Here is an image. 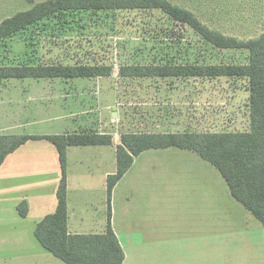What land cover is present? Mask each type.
<instances>
[{"label": "rangeland", "instance_id": "374dc122", "mask_svg": "<svg viewBox=\"0 0 264 264\" xmlns=\"http://www.w3.org/2000/svg\"><path fill=\"white\" fill-rule=\"evenodd\" d=\"M173 1L186 3L197 12L205 14L204 20H201L203 23L227 35L245 39L264 32V16L260 14L263 0ZM32 5L28 0H0V22L18 11L31 8ZM248 54L247 50L213 47L190 26L171 20L160 9L95 14L81 12L66 18L52 17L38 21L0 42L1 65H36L50 62L112 65L113 73L110 77L69 80L70 83L74 82L69 85V91L76 94L75 101L69 103L81 105V109L85 108L86 114L90 116L107 107L108 116L115 115L117 135L138 131L248 129L249 93L247 83L243 80L193 77L125 78L120 75L121 65L160 63L162 60L166 62L169 56L177 61L187 62L197 60L206 63H244L248 60ZM28 80L35 81L34 78L0 79V82H12L7 84L8 87L0 83V129L3 128L5 133L59 129L50 128L52 123H30L32 116L29 111L27 115L23 108L18 116L21 99L28 102L30 97L35 99L31 94H36L38 103L46 93L42 95L43 88L37 85L27 91L32 93L26 94L23 88L20 89V83ZM19 91L24 93L23 97H20ZM57 91L59 89L50 90L52 94H57ZM55 97L56 95H52V98ZM44 103H49V100ZM52 111L54 110H48ZM18 118L21 119V129L15 126ZM81 120L76 125L70 122L69 127L78 131ZM78 147L81 149H72L69 158L72 183L73 178H80L79 169H76L80 166L78 160L81 159L78 151L95 153L98 150L90 145ZM38 148L41 150L38 160L42 162L39 172L43 173L41 179H45V145H39ZM109 149L112 150L111 147ZM160 155L154 153L155 158H148L143 164L139 163V166L144 165L145 168L135 174H128L113 196L116 223L126 225L127 229L120 233V237L125 242L128 264H160V255L172 257V249H161L160 240H179L178 231L181 225H197L203 216L209 215H212L214 232L212 264H226L231 258L237 259L235 264H249L248 261L252 264L253 256L264 262V232L252 226L249 217L252 215L233 199L229 189L226 196V183L216 180L211 183L207 180L205 183V171L206 176H209L210 171L204 167L205 171L194 168L191 169L189 179L191 185H187L189 187L185 190L184 186L175 184L171 163L167 167L164 164L160 167V161L155 162ZM84 167L86 173L90 168V174L86 177L95 180L90 185L91 188L99 189L103 186V167L97 163L85 164ZM24 172L22 168L18 171L19 174ZM217 174V169H213L214 179L220 176ZM45 183L47 180L42 182ZM74 187L72 184V188ZM209 187L212 188V196L205 197L201 189ZM160 189L166 192L165 197L171 199L160 196ZM193 189L197 190L194 199H179L187 204V208H182L178 201L172 200L171 194H187ZM100 197L99 193H95L93 202V209L96 210L97 207L96 211L99 213ZM1 204L4 207L0 209V264H33L36 253L40 248L43 249L30 231L33 219L30 218V221L17 217L12 202ZM43 208L39 210L44 211ZM81 209L88 211L85 206L78 210ZM179 211L184 216V223L179 221ZM196 252L198 257L204 256L203 250L201 252L198 248Z\"/></svg>", "mask_w": 264, "mask_h": 264}, {"label": "trees", "instance_id": "16d2710c", "mask_svg": "<svg viewBox=\"0 0 264 264\" xmlns=\"http://www.w3.org/2000/svg\"><path fill=\"white\" fill-rule=\"evenodd\" d=\"M32 7L0 22V42L38 21L83 13H119L131 10H161L171 20L186 24L217 49L247 50L244 63L177 61L121 65L125 78H228L243 80L248 89L249 128L230 131L124 132L117 145V171L107 178L108 222L103 233L72 234L68 231L67 148L72 145H110L111 134L79 132L60 135L0 134V167L5 158L32 139L46 138L58 149L62 168L56 210L36 226L40 243L68 264H123L125 252L112 227L114 187L131 168L134 158L150 149L179 147L193 150L212 163L226 180L233 197L264 225V32L239 38L203 23L201 14L188 4L173 0H28ZM260 14L264 16V0ZM168 33V31H167ZM173 57V58H172ZM164 58V56L162 57ZM113 66L90 63L1 65L0 79L110 77ZM22 216L27 202L18 206Z\"/></svg>", "mask_w": 264, "mask_h": 264}, {"label": "crops", "instance_id": "0c3cea01", "mask_svg": "<svg viewBox=\"0 0 264 264\" xmlns=\"http://www.w3.org/2000/svg\"><path fill=\"white\" fill-rule=\"evenodd\" d=\"M92 78V77H90ZM27 79V78H21ZM35 81H24L20 83L21 87L25 90L26 94H30L32 92H27L29 89H32L34 86L37 87L39 85L43 88L42 95L45 93V96L41 98V102L36 103V94L35 99L30 97L27 100H20L18 104V116L22 112V108L25 109L27 115L32 116V121L30 123L34 125H39V123H52L50 128H59L55 130H50L47 132H34V131H24V133H5L3 128L0 129V134L6 135H60V134H69V133H79V132H94V133H102V134H111L113 136V143L110 145H90L96 147L94 149H98L95 153L83 152V150L78 151L80 166L76 169H79L80 178H73V183L70 177V166H69V158L71 150L81 149L78 146L81 145H72L67 148V195H68V231L72 234H89V233H103L107 229L108 222V192H107V178L109 175L116 173L117 171V145L121 142V134L117 135L116 133V124H115V115L111 114V117L108 116L107 107H103L104 109L101 111L98 110L97 114L93 115L86 114V109H81V105L73 103L70 105V101L74 102L75 93H70L69 85L74 83H70L69 80L73 79H89L87 78H34ZM42 79H47L43 80ZM4 87H8L12 82H0ZM14 85V84H13ZM59 89L57 94H52L50 90ZM20 92V91H19ZM21 93V92H20ZM24 93L20 94V97H23ZM52 95H56L55 98H52ZM50 98H48V97ZM51 96V97H50ZM45 100H49V103H44ZM24 102V103H23ZM24 105V106H22ZM69 106L71 109L69 110ZM53 109L54 111L48 112V110ZM93 111V110H92ZM91 111V112H92ZM15 112V110H14ZM19 119V118H18ZM79 128L78 131H74V127H69V123L72 122L76 125L79 120ZM15 126L16 128L22 127L21 119L17 121ZM48 125V124H47ZM25 126V125H23ZM68 128V129H66ZM70 128V129H69ZM76 128V127H75ZM70 130L72 132H70ZM168 132V131H167ZM178 132V131H172ZM45 143V144H43ZM37 147L32 148L31 147ZM39 145H45V179L47 183L42 184V182L46 181L45 179H41L42 172L39 170L42 167V162L38 160L41 155V150L38 148ZM108 146V148H107ZM111 147L112 150L109 148ZM89 149L91 147H88ZM153 151H164V152H153ZM160 155V158H157L156 161H160V167L164 164L166 167L169 164H172L173 168V177L176 179L175 184L184 186L185 190L187 189V185H191L190 177H191V169L198 168L200 170H209V176L205 171V183L207 180L209 183L212 180L222 181L226 183V196L228 193L229 186L222 176L221 172L209 161L200 157L193 150H184L179 147H168L161 149H150L142 152L138 156L134 158V162L131 168L126 172V174L120 179V181L116 184L112 194V227L117 234L120 243L125 252V259L123 264H128V253L125 246V242L120 237L121 232H126V225H122L120 222L116 223L115 209L113 204V196L116 193L119 185L123 180L126 179L128 174L136 173L137 171L145 168L144 165L139 166V163H145L148 158H155L153 155ZM37 158V159H36ZM167 159H174L173 161L167 162ZM153 161V159H152ZM97 163L102 166V183L99 189L96 187L91 188V184L95 181L94 178L86 177L87 174H90V168H88V173L85 172V164H93ZM215 167V168H214ZM25 170L24 173L19 174L18 171L20 169ZM213 169H217L220 175L217 179L213 178ZM212 170V171H211ZM62 168L59 158V152L57 147L48 139H32L17 148L14 152L10 153L4 160L3 164L0 167V209L4 206L1 204L2 202H12L13 209L17 217L22 218L23 220L33 219L31 223L30 231L34 234L36 240L40 243L35 234V229L37 224L48 214L53 213L58 205V197L57 191L59 187V183L61 180ZM21 176V177H20ZM186 176V177H185ZM185 177V178H184ZM183 178V181L181 180ZM133 179V178H132ZM72 184L75 185L72 188ZM21 188V189H18ZM161 190V189H160ZM202 195L207 197V195L212 196V188L201 189ZM230 190V189H229ZM35 191L33 194L32 192ZM160 196L163 198L171 199L165 197L164 193H166L163 189ZM95 193L100 194L101 198V209L100 213L96 211L98 208L95 207L96 210L93 209L95 202ZM175 193V192H174ZM231 193V192H230ZM168 194V193H167ZM197 196V190H190L187 194H179L174 195L171 194L172 200L178 201V204L182 206V208H187V204L183 203L180 198H193ZM233 197V195L231 194ZM194 199V198H193ZM202 199V198H201ZM233 199H235L233 197ZM46 200V201H45ZM206 201V198L204 199ZM236 200V199H235ZM26 201L28 207V213L26 216H22L18 211V205L20 202ZM45 201V202H44ZM202 201V200H201ZM237 201V200H236ZM238 202V201H237ZM177 205V203H173ZM242 205V204H241ZM86 207L87 210L79 208ZM44 207V208H43ZM244 207V206H243ZM43 208L44 211H40L39 209ZM245 208V207H244ZM246 209V208H245ZM247 210V209H246ZM40 211V213H38ZM249 215H252L250 211L247 210ZM184 217V216H183ZM182 215L179 211V221L185 222ZM252 222V226L255 229H262L264 232V225L259 221L256 222L254 220V216H249ZM31 221V219H30ZM254 221V222H253ZM131 223V221H130ZM98 225V227H96ZM130 227V226H129ZM223 231V228H222ZM221 231V232H222ZM219 232V231H217ZM213 224H212V215L203 216L202 220L197 225H181L178 231L179 240L170 239H162L160 240V248L161 249H172V257L160 255V264H212L213 263ZM228 233V232H225ZM264 235V234H263ZM200 243V245H198ZM41 244V243H40ZM42 245V244H41ZM40 248L39 252H37V256L35 259L33 258V264H68L61 258L55 256L52 252L44 248ZM203 250L204 256H197V249ZM223 251V250H222ZM167 254V253H166ZM259 257V256H258ZM253 262L252 264H264V262L256 257H251ZM262 258L264 259V255L262 254ZM219 259V258H218ZM237 259L231 258L227 260L226 264H235ZM250 264V262L248 261Z\"/></svg>", "mask_w": 264, "mask_h": 264}]
</instances>
